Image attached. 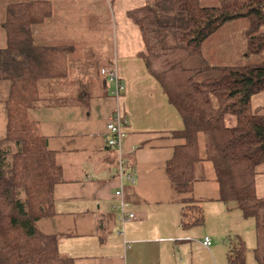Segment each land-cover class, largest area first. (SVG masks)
I'll return each instance as SVG.
<instances>
[{"label":"crops","instance_id":"0c3cea01","mask_svg":"<svg viewBox=\"0 0 264 264\" xmlns=\"http://www.w3.org/2000/svg\"><path fill=\"white\" fill-rule=\"evenodd\" d=\"M27 1L33 0H0V42H6L0 50L8 45L2 29L5 7ZM45 1L52 3L54 13L33 28L34 43L70 51L67 76L41 80L44 100L30 110L63 171L54 192V214L37 221V229L57 237L60 254L74 264H228L226 239L233 234L243 239L248 224L239 209L221 201L205 134H198L201 171L189 192L177 193L168 177L167 164L175 149L186 144L178 136L184 121L149 73L141 30L128 16L145 0H133L136 3L125 11L112 10L113 28L99 42L98 33L81 22L104 14L108 18L98 7L104 0H82L80 7L86 11L76 14L66 8L75 6L72 1L60 0L67 4L64 7ZM62 8L66 12L59 11ZM112 66L125 86L119 97L113 93L115 85L101 74ZM75 83L77 99L70 100L66 95ZM8 95V84H0V139L7 132ZM262 106L255 108L262 113ZM117 108L126 121L121 148L108 145L112 135L107 125ZM121 163L134 183L120 176ZM256 193L264 198V170H257ZM188 201L202 207L204 226L182 227ZM123 212L134 218L123 223ZM253 227L249 226L255 232ZM206 238L211 240L208 248L203 244Z\"/></svg>","mask_w":264,"mask_h":264},{"label":"trees","instance_id":"16d2710c","mask_svg":"<svg viewBox=\"0 0 264 264\" xmlns=\"http://www.w3.org/2000/svg\"><path fill=\"white\" fill-rule=\"evenodd\" d=\"M53 13L45 0L11 3L4 10L8 45L0 50V84H8L9 95L6 137L0 139V264H74L60 254L57 237L36 227L54 214L55 188L63 181L57 156L30 115L44 100L39 82L68 73L69 47L44 48L33 40V28ZM128 16L141 30L149 73L184 121L178 136L186 144L167 164L172 188L187 193L198 179V134H205L221 201L254 222L253 255L256 264H264V198L256 193L257 168L264 164V114L252 104L264 92V0H219L212 7L201 0H145ZM239 23L247 25L240 59L211 53V40ZM185 204L182 227L204 226L202 207ZM229 241L228 264H246L243 239Z\"/></svg>","mask_w":264,"mask_h":264},{"label":"rangeland","instance_id":"374dc122","mask_svg":"<svg viewBox=\"0 0 264 264\" xmlns=\"http://www.w3.org/2000/svg\"><path fill=\"white\" fill-rule=\"evenodd\" d=\"M2 1L6 2L9 0H2ZM12 1H14V0H12ZM15 1H20V0H15ZM21 1H26V0H21ZM55 1H56V2H54L55 5H58L59 7H64L67 5V4L61 2L60 0H55ZM69 1H72V3H73L72 5H75V6H69V7L66 6L68 12H72L73 14H76L78 12L86 11L84 9H81V7H80V6L85 4V2H83L82 0H79V3L76 2L77 0H69ZM13 3H15V2H13ZM16 3H19V2H16ZM135 3L136 2H133V0H104L103 3L101 1H99L98 7L99 8L101 7V10L103 13L108 14L109 19L104 18V16L106 15V14H104V16L99 18V19H96V18L95 19H87L86 18V19H84L83 22H81V21H78V22H81V23H83V25H86L85 28L87 30H90V29L95 30V32L98 33V35L97 36L95 35V36H96L97 42H99L100 37H102L104 35V33H107V31L109 29L111 30L113 28V26H112V23H113L112 10L118 11V12L119 11H125V9H127L126 8L127 6L134 5ZM218 4H219V0H201V5L204 7H212V6H216ZM95 7H96V5H95ZM132 7H134V6H132ZM93 10L95 11V9H93ZM59 11H63V8L59 9ZM63 12H66V11H63ZM76 27H78V25H76ZM83 28L84 27L75 28V30H83ZM246 28H247L246 23L227 25L224 29V32L220 36H216L215 38H213L211 40V43H210V45H212V47L210 49L211 53H215L216 50H218L219 57H221L222 59L225 58L226 60L228 59V61H231V62H234V61L240 59L239 56L241 55L242 51L244 50L243 33L246 30ZM5 37H6V35H5ZM87 42H88V40H87ZM5 44H6V42H4V43L0 42V45H2V47H4ZM91 69L93 70L94 68H91ZM93 83L96 84L95 81H93ZM40 84H39V95H42V93L40 92V90H41ZM43 84H46V83H43ZM72 85L73 86H72L70 92L66 95V97L69 98L70 100H76L77 96L74 95V91H76L77 86H79V84L76 85V83H75ZM88 85H89V83H88ZM262 105H264V92L256 95L253 99V107L254 108L258 107V106H262ZM262 113L264 114V108H263ZM258 168H257L258 171H262V170H264V165L261 166L259 169ZM205 221H206V219H205ZM246 221H247L248 225L245 228L246 231L244 233H242V236L244 239L243 241L245 243L246 250H247V252H246V264H252V262H254L256 264L255 258H253V251H252L254 249L253 245L256 242L255 232H253L252 228H249V226H252V227L254 226V222L251 219H246ZM233 235L229 236L227 238L228 240L226 239L225 245H226V247L228 246V248H229L228 243L230 242L229 240L234 239V237H236L235 235L234 236ZM228 248H227V251H228ZM227 262H228V260H227Z\"/></svg>","mask_w":264,"mask_h":264},{"label":"built area","instance_id":"2783aa9c","mask_svg":"<svg viewBox=\"0 0 264 264\" xmlns=\"http://www.w3.org/2000/svg\"><path fill=\"white\" fill-rule=\"evenodd\" d=\"M101 74L103 76H106L108 78V81L113 83L115 85V90H114V95L119 97L121 92L125 90L124 84L121 83L119 74L117 72L116 66H112L110 68H105L101 70ZM126 125V121L122 115V112L120 111L119 108H117L113 118L108 122L107 129L109 133L112 135L108 145L110 147H115V148H121V142L124 137V132L123 128ZM120 176H127L128 179L134 183L135 179L131 174H126L125 169L122 165L120 164ZM122 192H118L117 195H121ZM134 218V214L132 213H124L122 215L121 221L124 223L126 221H129L130 219ZM204 246L209 247L211 245V240L209 238H206L204 241Z\"/></svg>","mask_w":264,"mask_h":264}]
</instances>
